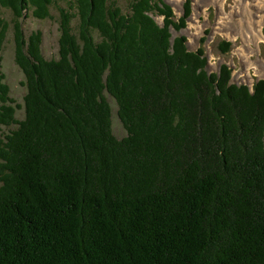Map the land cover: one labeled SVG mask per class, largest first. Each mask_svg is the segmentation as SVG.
<instances>
[{
  "label": "trees",
  "instance_id": "obj_1",
  "mask_svg": "<svg viewBox=\"0 0 264 264\" xmlns=\"http://www.w3.org/2000/svg\"><path fill=\"white\" fill-rule=\"evenodd\" d=\"M53 8L48 60L23 20ZM0 9L12 16L0 15V63L12 32L27 88L18 120L0 65V264H264V80L210 73L205 51L174 36L191 1L180 19L165 0Z\"/></svg>",
  "mask_w": 264,
  "mask_h": 264
},
{
  "label": "rangeland",
  "instance_id": "obj_2",
  "mask_svg": "<svg viewBox=\"0 0 264 264\" xmlns=\"http://www.w3.org/2000/svg\"><path fill=\"white\" fill-rule=\"evenodd\" d=\"M127 10L131 0H117ZM188 0H165L180 19L184 15ZM192 3V15L187 27L181 32L173 30L174 36L184 35L188 40L190 51L202 48L208 60V71L218 73L223 65L232 71V82L254 88L264 80V0H189ZM0 15L9 22L11 13L0 9ZM53 20H38L34 17L23 20V30L29 37L33 32L41 31L44 36L43 54L48 60L56 59L59 54L60 27L59 14L52 9ZM163 24L162 16L156 17ZM78 22H74L76 28ZM231 43V49L223 53L222 42ZM3 59L0 63L6 75V83L11 88V96L20 106L17 119L24 120L26 115L25 97L27 88L23 85L25 75L15 62L14 34L10 32L5 43ZM113 109V132L122 139L127 132L121 123L118 107L113 98L108 96Z\"/></svg>",
  "mask_w": 264,
  "mask_h": 264
},
{
  "label": "water",
  "instance_id": "obj_3",
  "mask_svg": "<svg viewBox=\"0 0 264 264\" xmlns=\"http://www.w3.org/2000/svg\"><path fill=\"white\" fill-rule=\"evenodd\" d=\"M253 89V88H252Z\"/></svg>",
  "mask_w": 264,
  "mask_h": 264
}]
</instances>
